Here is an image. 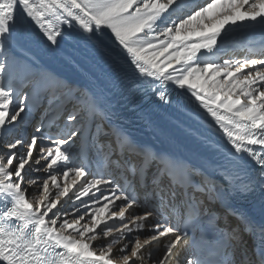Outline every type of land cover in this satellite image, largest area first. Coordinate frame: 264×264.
Instances as JSON below:
<instances>
[{"label":"snow or ice","instance_id":"snow-or-ice-1","mask_svg":"<svg viewBox=\"0 0 264 264\" xmlns=\"http://www.w3.org/2000/svg\"><path fill=\"white\" fill-rule=\"evenodd\" d=\"M257 25L264 0H0V264H264V51L224 53Z\"/></svg>","mask_w":264,"mask_h":264},{"label":"bare ground","instance_id":"bare-ground-1","mask_svg":"<svg viewBox=\"0 0 264 264\" xmlns=\"http://www.w3.org/2000/svg\"><path fill=\"white\" fill-rule=\"evenodd\" d=\"M264 40V28L260 26H254L243 31H237L232 35V38L227 43L226 47L224 48V53L228 56H237L242 57L246 55L252 54L250 51H253L254 48L260 46V42ZM240 47H243L240 49ZM52 67L54 70L58 71H66L65 68L53 64ZM119 110L124 118L122 123L124 126L131 132V134L137 138L142 140H146L149 142H157L153 136H161L162 135V128L159 131L156 128H149L147 124L142 122L141 120H136L132 114L128 111L124 110V108L119 103ZM159 124V123H156ZM184 148H188L189 151L194 152L191 145L185 144ZM181 264L184 262L183 255L180 258Z\"/></svg>","mask_w":264,"mask_h":264}]
</instances>
